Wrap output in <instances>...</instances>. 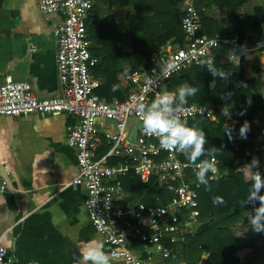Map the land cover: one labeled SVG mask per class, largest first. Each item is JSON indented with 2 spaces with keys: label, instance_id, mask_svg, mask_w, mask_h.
<instances>
[{
  "label": "built area",
  "instance_id": "1",
  "mask_svg": "<svg viewBox=\"0 0 264 264\" xmlns=\"http://www.w3.org/2000/svg\"><path fill=\"white\" fill-rule=\"evenodd\" d=\"M185 45L177 50H162L152 58L156 66L151 72L133 71L131 90L120 102L110 103L94 91L96 81L91 69L98 58L90 52L91 40L86 19L93 0H40L47 15L62 17L56 29V65L60 94L38 98L27 81H15L7 75L0 83V115L16 116L35 112L66 114L74 122L66 127L65 142L75 150L78 174L72 184L82 186L87 197L85 206L88 220L104 243L111 246L110 254L122 257L125 264H146L156 254L170 258L172 251L180 249L182 242L194 235L200 225L198 189L195 169L180 153L162 149L157 138L144 133L136 108L140 102H150L167 80L225 46L226 62L236 69L248 62L253 53L264 55V28L252 45H245L231 28L212 35L201 33V7L197 0H180ZM166 62L176 67L170 74L164 71ZM211 105L190 102L179 113L187 121L196 116H211ZM139 122L135 139L126 135L129 118ZM105 118L115 122L114 131H100L96 120ZM106 141L110 148L107 156L122 158L118 164H107L95 157V152ZM219 173V161L211 155ZM133 170L142 182L152 177L169 193L164 203L149 205L144 202L120 204L125 196L121 176ZM7 181L0 184V193ZM157 201L160 197L156 198ZM137 241L141 250L133 248ZM169 244V245H168ZM0 264H14L0 239ZM16 264V263H15ZM20 264H41L29 261Z\"/></svg>",
  "mask_w": 264,
  "mask_h": 264
},
{
  "label": "crops",
  "instance_id": "2",
  "mask_svg": "<svg viewBox=\"0 0 264 264\" xmlns=\"http://www.w3.org/2000/svg\"><path fill=\"white\" fill-rule=\"evenodd\" d=\"M93 1L92 18L96 9L100 18H105L108 14V0ZM171 1H174L171 7L181 9L180 0ZM263 3L264 0L249 1L250 7ZM233 5L232 0H206L205 6L201 7V13L205 11L201 28H210L209 31L214 28L223 31L234 28L233 22L243 10L240 8L227 14V7ZM110 10L118 14L117 22L124 20V8L111 6ZM247 13V17L255 18L252 10ZM110 18L104 23H117ZM61 21L60 15L45 14L40 0H0V83L10 75L15 81L29 82L38 98L60 94L56 65V29ZM92 30V51L98 62L101 58L95 50L107 56L102 61L105 69H102V65L91 70L96 81L94 91L110 103L123 101L131 90V74L125 75L116 71V68L127 66L129 60L126 54L142 47L141 42L138 44L141 34L153 33V39L149 40V46L157 48L151 54L153 63H156L152 60L153 56L160 51L177 50L185 45L184 35L181 40H177L172 29L168 32L171 36L159 45L156 43L163 39V36H159L160 28H133V31L130 28ZM219 61L220 65L227 64L223 53ZM259 62H264V55L259 54ZM232 69L238 71L236 68ZM113 85H118L117 91L112 90ZM161 91L163 90L159 92ZM73 122L70 116L63 113L0 115V184L3 180L7 181L6 190L0 193V239L8 258L14 264L29 261L41 264H76L79 246L90 240L104 244L105 251L111 257V264H125L122 257L110 254L111 246L104 243L89 222L85 206L86 190L71 183L78 174V164L75 150L65 142V134L68 124ZM96 123L100 131L115 130L113 120L98 118ZM138 128L137 119L129 118L126 135L130 140L135 139ZM109 148L110 145L105 140L102 141L95 157L107 164L122 162V159L112 162L116 157L106 155ZM130 172L133 174L128 176ZM136 177L138 176L133 170L120 177L125 193L120 204L144 202L140 197L135 198L133 191L124 184L125 181L131 184ZM157 197L159 196L154 197V205L158 204ZM132 246L141 250L143 243L136 240ZM176 252L175 257L170 256L168 259L156 254L145 263L180 264L182 253L180 250ZM207 255L204 252L203 258H207Z\"/></svg>",
  "mask_w": 264,
  "mask_h": 264
},
{
  "label": "trees",
  "instance_id": "3",
  "mask_svg": "<svg viewBox=\"0 0 264 264\" xmlns=\"http://www.w3.org/2000/svg\"><path fill=\"white\" fill-rule=\"evenodd\" d=\"M250 0H232L233 7H227V14L234 13L236 9L243 12L235 19L234 28L240 41L245 45H252L258 39L261 31L260 21L264 23V3L250 7ZM174 1L171 0H108L109 7L107 16L100 18L98 9L94 11L92 18L91 10L86 19V29L90 40L93 37L92 28H160L159 36L163 39L156 43H164L167 37L171 36L169 30L177 40L183 38L181 19L182 10L171 7ZM206 0H197V5L204 7ZM111 6L124 8V20L117 22V13L110 10ZM248 10H252L256 18L247 17ZM91 15V16H90ZM236 15V14H235ZM205 16V11L201 13V21ZM116 21V24H105L109 19ZM109 18V19H108ZM207 26V25H206ZM201 28V33L212 35L214 32H221L220 28ZM169 34V35H168ZM153 39V33L141 34L138 41L142 47L134 49L128 55L129 64L116 68L125 75L131 74L134 70L150 72L156 63L151 61V54L157 49L149 46V40ZM92 42V41H91ZM93 56L96 55L92 51ZM101 61L95 67L102 66V61L106 59L102 53ZM225 53V46L221 45L215 52V66L224 69L229 73L228 79L213 77L200 63L174 74L170 77L162 90L175 91L182 84H189L199 91L196 96L190 97L188 102L211 105L214 113L211 116H196L187 121V125L204 131L208 143L205 144L206 154L202 159H208L214 155L219 161V173L215 180L210 181L206 187L201 184L198 189V202L200 210V225L197 232L188 236L180 249H174L171 256L175 257L176 251H181L182 261L180 264H199V260L204 251H207L206 264H264V233L252 230L248 224L245 212H251V205H244L245 198L251 188V172L245 166L252 157H259V151L263 147L264 123V98L259 99L257 87L259 78L264 76V68L259 62V52L252 60L251 74H246L242 64L241 68L233 70L230 64H221L219 57ZM194 67V69H193ZM104 68V65L102 66ZM195 73H194V71ZM264 78V77H263ZM223 97V98H222ZM248 101H251L249 103ZM225 109H230V115L225 117ZM242 113V114H241ZM247 121L250 130L247 138L239 137L240 125ZM231 131L232 140L228 138ZM186 160L183 154H180ZM122 158L116 157L112 162ZM133 174V172L128 173ZM126 175V176H127ZM127 176V177H128ZM131 184L125 181V186L133 191L136 197L146 204L154 205V197L159 196L158 204L164 203L169 193L161 187L156 178L152 177L148 182L141 183L138 177L132 179ZM222 197L223 203L214 204L215 197ZM239 223H241L240 227ZM241 234H240V233ZM169 245V244H168ZM175 253V254H174Z\"/></svg>",
  "mask_w": 264,
  "mask_h": 264
},
{
  "label": "clouds",
  "instance_id": "4",
  "mask_svg": "<svg viewBox=\"0 0 264 264\" xmlns=\"http://www.w3.org/2000/svg\"><path fill=\"white\" fill-rule=\"evenodd\" d=\"M199 63L213 77L228 79L229 73L215 66L214 57L209 56ZM175 67L174 62H166L164 71L170 74ZM112 90L117 91L118 85H113ZM198 91L196 87L187 83L180 85L175 91L163 90L150 102H140L136 108V115L144 133L157 138L162 149L183 154L187 162L194 167L197 182L208 187L210 181L216 179L217 169L212 161L202 159L206 154L204 146L208 143L205 133L201 129L188 126L179 115L183 106L188 104L189 98L196 96ZM229 115L230 109H225V117ZM225 130L228 132L229 140H232L231 131ZM249 130L250 125L245 121L240 125L239 137L246 139ZM245 166L251 172L252 182L244 201V205H251L252 210L245 212V216L253 231L264 233V175L258 171L261 163L258 157L253 156ZM223 202V198L219 196L213 200L214 204ZM76 264H111V257L105 251L102 242L90 240L79 246Z\"/></svg>",
  "mask_w": 264,
  "mask_h": 264
},
{
  "label": "rangeland",
  "instance_id": "5",
  "mask_svg": "<svg viewBox=\"0 0 264 264\" xmlns=\"http://www.w3.org/2000/svg\"><path fill=\"white\" fill-rule=\"evenodd\" d=\"M261 28H264V23H262V21H260V28L259 29H261ZM254 57H255V55L252 54L251 57H250V60L248 62L244 63V65H243L244 71H245L246 74H251V69L250 68H251V66L253 64L252 60L254 59ZM260 65H261V68H264V62H261ZM263 77L264 76L259 78V85L257 87V94H258V97H259L260 100L261 99L263 100V98H264V78ZM262 120H263L262 123H264V116H262ZM262 144H263V147L259 151V157H260V159L262 161V164H261V167L258 169V171L260 172L261 175H264V137H263V143ZM240 224L241 223H239L238 227L241 226ZM204 252L207 253V251H204ZM203 253H202V256H201V258L199 260V264H206V258L205 259L203 258Z\"/></svg>",
  "mask_w": 264,
  "mask_h": 264
}]
</instances>
